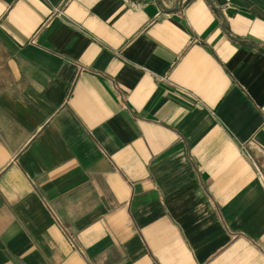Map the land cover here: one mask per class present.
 Returning <instances> with one entry per match:
<instances>
[{
	"label": "crops",
	"instance_id": "0c3cea01",
	"mask_svg": "<svg viewBox=\"0 0 264 264\" xmlns=\"http://www.w3.org/2000/svg\"><path fill=\"white\" fill-rule=\"evenodd\" d=\"M0 264H264V0H0Z\"/></svg>",
	"mask_w": 264,
	"mask_h": 264
}]
</instances>
